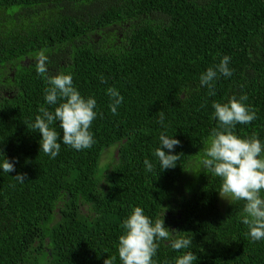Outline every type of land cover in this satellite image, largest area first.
<instances>
[{
	"label": "trees",
	"instance_id": "trees-1",
	"mask_svg": "<svg viewBox=\"0 0 264 264\" xmlns=\"http://www.w3.org/2000/svg\"><path fill=\"white\" fill-rule=\"evenodd\" d=\"M41 51L47 75L71 73L97 100L91 148L40 150L31 126L42 105L55 107L44 103ZM224 55L232 75L210 95L200 75ZM109 87L123 96L115 114ZM233 95L256 112L236 134L264 142V0H0V160L15 165L0 172V264H122L118 240L135 206L168 227L155 264H174L179 236L192 238L196 264H264V240L241 222L244 201L223 203L220 178L198 166L218 124L212 105ZM161 133L181 142L174 168L153 155Z\"/></svg>",
	"mask_w": 264,
	"mask_h": 264
},
{
	"label": "clouds",
	"instance_id": "clouds-1",
	"mask_svg": "<svg viewBox=\"0 0 264 264\" xmlns=\"http://www.w3.org/2000/svg\"><path fill=\"white\" fill-rule=\"evenodd\" d=\"M230 57L224 55L219 64L209 67L200 75V85L215 95L214 83L219 75L230 77ZM36 71L47 80L44 89V103L39 115L35 117L32 129L41 134L40 150L50 158L59 155L61 144L77 151L89 149L95 143L94 134L90 130L96 119L97 100L94 96H83L73 83L71 73L47 75L48 56L41 51L36 57ZM107 94L111 98L110 110L115 114L123 102V96L109 87ZM246 96L237 98L233 95L227 102H215L214 118L217 127L210 133L209 146L198 166L221 180L218 193L222 199L244 201L241 211V222L247 225V235L251 241L264 240V142L258 136L241 137L235 132L237 124H249L256 119L255 110L245 103ZM160 122L164 114H160ZM59 123L62 136L54 126ZM159 146L153 155L159 162L160 170L176 167L181 153L175 152L181 142L173 136L161 133ZM146 171L151 172L154 165L144 160ZM15 165L8 158L0 160V172L10 173ZM19 182H25V175L14 176ZM124 232L119 236L118 255L122 264H155L153 257L157 254L159 242L169 240L170 233L165 226L164 217L153 219L145 214L141 206H135L123 221ZM192 238L179 236L171 239V248L181 254L175 258L174 264H196L198 259L190 249ZM187 250V251H182ZM115 256H108L104 264H114Z\"/></svg>",
	"mask_w": 264,
	"mask_h": 264
},
{
	"label": "rangeland",
	"instance_id": "rangeland-1",
	"mask_svg": "<svg viewBox=\"0 0 264 264\" xmlns=\"http://www.w3.org/2000/svg\"><path fill=\"white\" fill-rule=\"evenodd\" d=\"M107 161H108V156H107V153L105 152V153H103V155L101 157L100 163H101V165H105ZM221 200H222L223 203H227L228 202V200H226V199H222L221 198Z\"/></svg>",
	"mask_w": 264,
	"mask_h": 264
}]
</instances>
